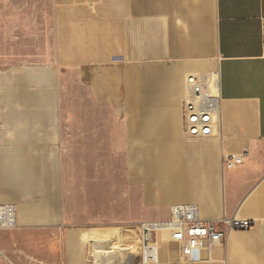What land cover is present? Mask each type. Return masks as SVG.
I'll use <instances>...</instances> for the list:
<instances>
[{"label": "crops", "instance_id": "obj_1", "mask_svg": "<svg viewBox=\"0 0 264 264\" xmlns=\"http://www.w3.org/2000/svg\"><path fill=\"white\" fill-rule=\"evenodd\" d=\"M208 72L220 79L219 129L193 139L186 77ZM75 143L128 154L131 209L144 221L185 203L204 220H255L188 264H264V0H55L54 61L0 70V204L17 206L18 233L63 221ZM64 240L77 250L79 237ZM160 256L187 264L169 240Z\"/></svg>", "mask_w": 264, "mask_h": 264}, {"label": "rangeland", "instance_id": "obj_2", "mask_svg": "<svg viewBox=\"0 0 264 264\" xmlns=\"http://www.w3.org/2000/svg\"><path fill=\"white\" fill-rule=\"evenodd\" d=\"M55 57V0H0V70L19 64L51 63ZM76 103L83 105L77 84ZM76 171H67L69 193L59 225L41 234L0 230V264H143L140 224L126 184L131 160L115 144L73 145ZM72 157V155H71ZM135 212V210H134ZM80 238L70 252L64 238ZM164 241L167 236L163 235ZM122 245L123 249L112 247ZM67 247V246H66ZM128 248V249H127ZM131 256V257H130ZM132 260H130V259Z\"/></svg>", "mask_w": 264, "mask_h": 264}, {"label": "built area", "instance_id": "obj_3", "mask_svg": "<svg viewBox=\"0 0 264 264\" xmlns=\"http://www.w3.org/2000/svg\"><path fill=\"white\" fill-rule=\"evenodd\" d=\"M186 87L187 96L182 105L185 133L193 139L216 135L222 103L218 73L190 74L186 77ZM245 153L225 155L223 164L232 167L242 163ZM170 213V218L166 220L141 222L143 264L160 263L164 234L167 240L179 246L182 260L188 264L197 250L205 248L210 252L224 244L230 232L249 229L255 225V220L238 217H224L219 221L204 220L200 216L199 206L195 203L173 205ZM17 227V206L11 203L0 204V230Z\"/></svg>", "mask_w": 264, "mask_h": 264}, {"label": "bare ground", "instance_id": "obj_4", "mask_svg": "<svg viewBox=\"0 0 264 264\" xmlns=\"http://www.w3.org/2000/svg\"><path fill=\"white\" fill-rule=\"evenodd\" d=\"M116 248H119V249L121 250V249H123V246H122V245H115V246H113V247H112V250H113L114 253H115V249H116ZM127 249H128V248H127ZM130 257H131V256H130ZM129 259H130V258H129ZM130 260H132V259H130ZM106 261H107V260H103V259H102L101 261H98V264H99V263H105ZM112 261H114L115 264H118V261H116V259H113Z\"/></svg>", "mask_w": 264, "mask_h": 264}]
</instances>
